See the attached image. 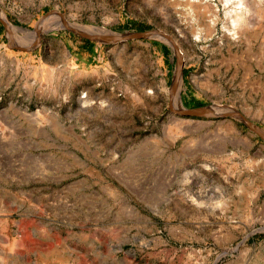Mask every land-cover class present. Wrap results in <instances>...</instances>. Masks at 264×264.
Masks as SVG:
<instances>
[{
  "label": "rangeland",
  "instance_id": "1",
  "mask_svg": "<svg viewBox=\"0 0 264 264\" xmlns=\"http://www.w3.org/2000/svg\"><path fill=\"white\" fill-rule=\"evenodd\" d=\"M257 1L0 0V264H264Z\"/></svg>",
  "mask_w": 264,
  "mask_h": 264
},
{
  "label": "bare ground",
  "instance_id": "2",
  "mask_svg": "<svg viewBox=\"0 0 264 264\" xmlns=\"http://www.w3.org/2000/svg\"><path fill=\"white\" fill-rule=\"evenodd\" d=\"M223 2V8L225 9V16L231 23L232 31L230 32V36L234 39L237 38L239 34H244L247 27H249V15L254 14L257 15L258 12L256 10V6L258 4L257 0H221ZM7 25V23H6ZM8 27V25H7ZM77 28V27H76ZM75 29V28H74ZM79 30V29H76ZM110 38L119 37L117 33H110ZM112 34L114 36H112ZM114 40V39H113ZM171 41V40H170ZM171 44H175L172 43ZM176 48V47H175ZM178 49V48H177ZM180 53V52H179ZM176 89V88H175ZM175 90H173L174 92ZM173 106L180 107V99L178 95L173 98ZM182 108V107H181ZM211 111L205 110V112H213L215 114L224 113L229 110L225 107L212 106L209 108ZM211 114V113H210ZM240 116V115H238Z\"/></svg>",
  "mask_w": 264,
  "mask_h": 264
},
{
  "label": "water",
  "instance_id": "3",
  "mask_svg": "<svg viewBox=\"0 0 264 264\" xmlns=\"http://www.w3.org/2000/svg\"><path fill=\"white\" fill-rule=\"evenodd\" d=\"M74 31H76L77 33H79L80 35L82 36H85V37H100V38H108L109 36L107 35H99V34H95V35H89L83 31H80V30H76V29H73ZM152 33L153 31H140V32H134V33H129V34H125V35H121L119 37H113L114 40L116 41H122V40H126V39H135V38H142V37H145V35L149 34V33ZM155 32V31H154ZM162 35H164L165 37L167 38H170L168 35L164 34V33H161ZM176 50L179 51L176 47ZM177 86V78L176 80L174 81L172 87H171V92H173V90H175ZM181 113L185 114V115H200L201 112L199 111H196V110H183L181 111ZM233 113L232 112H225L223 114H221L222 116H226V115H232ZM243 120L244 122L247 124V126L253 130L254 132H256L260 137H262L264 139V136L258 131V129L256 128L255 125H253L250 121H248L247 119H245L243 117Z\"/></svg>",
  "mask_w": 264,
  "mask_h": 264
}]
</instances>
